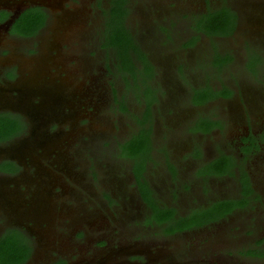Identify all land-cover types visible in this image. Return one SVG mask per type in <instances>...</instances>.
Masks as SVG:
<instances>
[{
  "label": "flooded vegetation",
  "instance_id": "obj_1",
  "mask_svg": "<svg viewBox=\"0 0 264 264\" xmlns=\"http://www.w3.org/2000/svg\"><path fill=\"white\" fill-rule=\"evenodd\" d=\"M83 4L94 9L100 75L113 106L133 122L99 141L97 156L106 154L126 182L112 184V197L104 198L111 228L90 238L79 264H264V32L256 30V5L0 0V26L38 40ZM75 14L76 24L81 15ZM27 50V64L18 59L0 66V85L16 88L10 96L30 91L29 114L0 111L24 124L0 135L2 151L17 136L34 140L37 107L56 103L65 113L72 107L62 93L71 82L60 72L36 70L45 59L41 46ZM52 87L62 91L55 102ZM233 103L238 118L219 115ZM84 111L92 113L88 106ZM22 167L28 169L0 154L1 175L19 178ZM38 190L34 182L0 183V247L13 252L6 261L0 256V264H74L76 252H67L62 241L50 243L51 235L37 228ZM41 254L51 257L40 262Z\"/></svg>",
  "mask_w": 264,
  "mask_h": 264
},
{
  "label": "rangeland",
  "instance_id": "obj_2",
  "mask_svg": "<svg viewBox=\"0 0 264 264\" xmlns=\"http://www.w3.org/2000/svg\"><path fill=\"white\" fill-rule=\"evenodd\" d=\"M237 1L238 6L256 5V30L264 32V0ZM70 11L72 16H61L53 25V30L42 32L38 40L4 32L0 26V66L12 65L18 59L27 64L30 57L27 48L41 46L42 58L45 59L35 67L36 70L64 74L71 86H65L63 92L57 87L59 93L54 88L56 86L52 87L53 101L62 92L66 102L72 105L69 114L56 103L52 107L45 105L44 110L37 107L34 140L24 134L11 141L13 147L8 151L0 149V154L13 156L16 161L24 162L28 169L22 167L20 171L23 174L19 178L0 174V183L34 182L39 186L34 212L37 228L51 235L50 243L57 245L62 241L67 252H76L73 263L79 264L77 259L89 246L90 238L96 233L106 234L111 228L110 208L104 198L112 197V184L126 182L125 175L115 174L106 154L99 153L97 156L99 141L107 139L115 131L119 132L121 124L125 129L127 122L132 123L133 120L113 106L110 88L100 75L104 64L100 56L102 52L94 41L97 31L94 9L89 4H83ZM75 11L81 15L76 24L77 18H72L76 17ZM28 68L29 65L24 69ZM41 86L40 83L38 92L45 96L48 92L46 88L40 90ZM254 101L256 112V94ZM85 106L88 110L92 109L91 114L85 113ZM222 109L219 110L220 116L224 113L238 118L240 115L239 106L235 103ZM29 112L26 111L27 114ZM84 115L83 120L78 119ZM85 119L87 122L83 124ZM51 123L57 126L53 127ZM41 142L43 145L46 143L45 148H42ZM83 231L89 235L87 241L78 238ZM41 255L40 262L51 257Z\"/></svg>",
  "mask_w": 264,
  "mask_h": 264
},
{
  "label": "water",
  "instance_id": "obj_3",
  "mask_svg": "<svg viewBox=\"0 0 264 264\" xmlns=\"http://www.w3.org/2000/svg\"><path fill=\"white\" fill-rule=\"evenodd\" d=\"M15 89L16 88L14 85H0V111L11 110L13 112H20L23 114L24 112L30 110L29 107L26 108V106H24V104H26V102L29 100L28 98L30 91L24 89L21 93H19V97L14 99L12 96H10V94L11 92H15ZM14 100L16 103L13 102ZM39 109L44 110L45 108L42 106ZM40 144L42 148H45L46 143L43 145V142H41Z\"/></svg>",
  "mask_w": 264,
  "mask_h": 264
},
{
  "label": "trees",
  "instance_id": "obj_4",
  "mask_svg": "<svg viewBox=\"0 0 264 264\" xmlns=\"http://www.w3.org/2000/svg\"><path fill=\"white\" fill-rule=\"evenodd\" d=\"M24 124L19 118H15V122L8 118L0 116V135L3 133L7 134L9 131H13L15 128L23 129ZM0 256L6 261L8 258L13 256L12 250L8 246L0 247Z\"/></svg>",
  "mask_w": 264,
  "mask_h": 264
}]
</instances>
